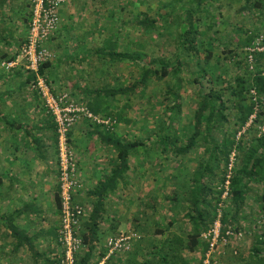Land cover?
<instances>
[{
    "label": "crops",
    "instance_id": "crops-1",
    "mask_svg": "<svg viewBox=\"0 0 264 264\" xmlns=\"http://www.w3.org/2000/svg\"><path fill=\"white\" fill-rule=\"evenodd\" d=\"M114 4L113 0H68L58 12L57 31L45 45L52 54L44 69L52 89L91 107L99 116L119 114L122 108L126 119L116 133L127 141L133 136L141 143L128 157L127 171L112 184L115 153L101 141L100 128L86 120L78 122L69 133L81 184L74 200L85 209V223L102 194L98 256H104L108 238L127 231L141 236L129 252L113 257L107 264H161L162 256L168 253L161 252L162 246L168 241L174 244L175 239L183 244L178 254L181 260L196 264L202 249L196 253L185 249L190 225L187 204L181 198L187 190L178 177L197 168L191 167L194 161L198 165L197 152L179 163L158 143L148 141L146 114L137 120L132 113L136 100L140 111L143 98L130 97L132 109L126 110L123 99L97 95L98 91L124 88L131 82L130 67L119 65L118 76H114L115 65L101 59L107 52L103 42L112 37L110 42L114 44L116 30L127 31L124 25L122 29L116 27ZM30 8L31 0H0V58L16 56L27 36ZM126 41H121L123 48ZM21 81L17 77L0 80V114L5 120L0 121V260L2 264H55L59 255L56 128L39 100L19 91ZM157 105L154 115L159 112ZM132 118L136 122L130 124ZM9 220L22 234V245L17 249L6 228Z\"/></svg>",
    "mask_w": 264,
    "mask_h": 264
},
{
    "label": "trees",
    "instance_id": "trees-1",
    "mask_svg": "<svg viewBox=\"0 0 264 264\" xmlns=\"http://www.w3.org/2000/svg\"><path fill=\"white\" fill-rule=\"evenodd\" d=\"M113 1L115 3L113 6L114 13L116 14L124 9L122 7L123 3L127 7L131 6L132 0ZM170 1L171 5L175 4L176 9L182 3L187 4V8L184 9V28H181L182 22L174 13L175 11H172V14L168 12L161 15L149 8H147L148 12L131 13L132 15L135 14L134 18L128 17V20L123 22L121 26L127 25L131 30L138 32L140 37L155 38L161 33L169 32L171 27L166 28L163 25L168 24L169 19H172V24L177 21L178 32H175L177 44L175 55L179 56L181 53L186 54V57L195 58L196 66L199 68L198 72L193 75H181L182 63L180 59L172 64L166 62L161 56L154 57L141 53L140 51L145 48L144 42L135 41L137 39L126 41L125 48H123L121 41L124 33L117 29L114 44L110 42L112 37L109 38V41L103 42V47L107 49V52L101 59L116 65L117 69L119 65L124 66L125 69L126 67L132 68L135 70V79L130 78L131 82L125 85L124 88H113L108 92L98 91L97 95L123 99L124 108L128 110V108L132 109V106L129 105L130 97L144 98V92L149 85L158 86L162 92V98L156 93L145 95V104L149 107V112L146 115L149 122L146 139L158 143L163 147V151L178 159L179 163L182 158L192 155L194 151L197 152L199 158L198 166L194 171L178 177L182 181L180 183L185 184L184 189L187 190V192L184 191L185 195L184 198H181V201L187 204L186 217L190 225V232L185 242V249L191 253L198 252V248L203 251L206 247L203 242L201 244L200 235L215 217L220 196L217 188L222 182L231 152H236V164L230 180L229 199L227 204H224L221 222L224 227H231L235 232L245 234L248 226L244 224V221L249 220L248 217L252 216L254 225L253 229L250 230L249 228L248 232L252 233V240L248 249V264H264V132L258 134L257 131L258 126H264V76L262 75L264 71V53L253 55V70H249L246 56L243 53L244 48L253 42L259 30L264 28V0H243L241 10L249 12L254 23L258 22L259 25L257 24V29L254 30L245 28L242 31L243 36L236 40L235 49L226 50L224 48L217 55L214 52L213 40L202 38L205 32H212L214 24L208 26L202 24L204 31H201V27H199L200 19L195 16L199 11H205L207 3L215 0ZM192 5L196 8H193ZM168 6L170 5L168 4ZM149 12H152V17ZM174 15L178 18H175ZM216 33L217 31L214 32V34ZM121 47L123 50H120ZM127 49L134 51L133 53L125 52ZM99 51L100 54L103 52L101 49ZM223 55L228 57L227 60L233 62V65L238 66L240 69L239 73L228 79L222 77L223 73L216 69L220 65V59ZM7 58L3 55L0 58V64L11 61L13 56ZM45 68L46 64L40 68V73L49 84ZM1 70L0 80L14 77L22 79L19 84V91L29 92L39 100L31 90L33 76L26 74L20 68L10 71L1 68ZM250 90H254L261 98V111L257 115L252 128L241 135L239 139H236L237 133L253 113V104L248 97ZM190 93L191 96H189ZM158 98L162 100L158 101ZM39 102L42 105L40 100ZM157 104L160 105V108L157 109L159 112L154 115ZM85 107L95 118L108 122L107 125L90 123L101 129L103 133L100 135L101 141L112 148L116 155L117 163L112 171V179H110V182L114 184L127 171L128 157L141 147V143L134 140L127 141L126 138L123 139L122 136L116 133L117 127L123 123V118L126 119V116L123 117V114H121L122 108L119 114L106 113L99 116L91 107L87 105ZM47 115L51 117L49 114ZM0 121L5 122L1 114ZM129 122L132 124L136 122V119L132 118ZM7 125L11 126L9 122H7ZM220 173H222L221 178L219 177ZM105 188L106 185L103 184L102 189ZM252 194L255 196L253 199L254 206H251L252 203L249 202ZM101 197L102 194L94 204L88 220L81 224L80 237L83 247L76 256L75 264H97L103 257V255L98 256L97 254L100 241L98 221L102 206ZM56 203L59 211V192L56 196ZM6 228L14 242H16L14 249H17L22 245V238H19L22 234L11 226L10 220ZM140 240L141 236L134 242ZM175 244L177 245L176 248L174 247ZM182 246L183 244L178 239H175L174 244L170 241L166 242L162 246L161 252L168 253L162 256L160 263L188 264L182 261L178 255L179 248ZM221 252L223 251L219 253ZM200 257L196 264H199ZM216 257L214 262H216Z\"/></svg>",
    "mask_w": 264,
    "mask_h": 264
},
{
    "label": "built area",
    "instance_id": "built-area-1",
    "mask_svg": "<svg viewBox=\"0 0 264 264\" xmlns=\"http://www.w3.org/2000/svg\"><path fill=\"white\" fill-rule=\"evenodd\" d=\"M68 0H31L28 32L24 43L16 56L9 62H2L5 71L22 69L33 76L31 90L37 95L43 108L51 116L56 127L57 178L59 184V227L57 244L60 253L56 264H75L76 256L82 250L80 227L85 217V209L75 203L74 196L81 188L77 178V162L69 143V133L81 120L107 125L108 122L95 118L82 104L66 93H56L40 73V68L52 59V54L45 47L59 27L58 12ZM249 70L254 67V54L264 53V28L255 36L253 42L243 50ZM264 76V71L262 73ZM253 104V113L246 124L237 133L239 139L252 128L261 111L262 100L254 90L248 93ZM258 134L264 132V126L257 127ZM236 152L232 151L225 167V174L217 190L220 192L215 217L212 223L200 235L206 247L201 253L199 264H216L214 259L219 251L230 247L232 241L242 242L243 232H235L231 227H224L221 220L224 204L229 199V187L232 172L236 164ZM139 239L134 231H127L108 238L105 242V254L97 264H107L113 257L130 251L132 243Z\"/></svg>",
    "mask_w": 264,
    "mask_h": 264
},
{
    "label": "rangeland",
    "instance_id": "rangeland-1",
    "mask_svg": "<svg viewBox=\"0 0 264 264\" xmlns=\"http://www.w3.org/2000/svg\"><path fill=\"white\" fill-rule=\"evenodd\" d=\"M170 2H171L170 0H132L131 6L128 7L126 6V4L123 3L122 7L124 9L122 10V14H120L119 11L116 14L114 13L115 16L114 20L116 27L120 25L119 27L122 29L123 25L121 26V24L123 22H126V20H128V17H130L128 13L131 14L139 11L148 12L147 8H149L153 12L161 15L166 14L168 12L172 14V11H175L174 13L179 17L180 22H182L181 28H184L183 25L184 24L183 21L185 18L184 9L187 8V4L182 3V5H180L176 9L175 4L172 3L173 5H171ZM168 4L170 6H168ZM242 5H243V0H215L205 5V11H199L198 14L195 15L200 19L199 27H201L200 29L201 31H204L202 24H205L206 26L210 24H214L212 32H208V33L205 32L202 38L206 40L211 38L213 40L214 52L216 53V55L219 54L221 51H223L224 48H226V50L235 49L236 40L240 36L241 37L243 36L242 31L245 28H250L252 30L257 29L259 23L258 22L254 23V20L251 18V14H249V12H243L241 10ZM192 7L196 8L193 5ZM149 13L150 16L152 17L153 16L152 12ZM132 16L133 15H131V17ZM177 16H175V18H178ZM168 21H169L168 24H163V25L166 28L171 27L169 28V32L161 33V35H159L158 37L156 36L155 38L147 37V36H145V38H143V36L140 37L138 32H136L135 30H131L130 28L127 27V25H124L126 26L125 29L130 33L127 34L126 33L127 31H124L122 39L129 41H133L137 39L135 41L144 42L145 48L142 49V51H140L141 53H144L146 55H151L154 57L161 56L166 62H170L174 64V62L177 59H180L182 63L181 75L183 76L188 74L189 75L196 74L199 68L198 66H196L195 58L186 57V54L183 55L181 53L179 56L175 55V48L177 47L175 32L176 31L178 32L176 26L177 21L173 22V24H172V19H169ZM216 31L217 33L214 34V32ZM133 51L134 50L131 51L129 49L125 50V52H131V53H133ZM180 52L182 51L180 50ZM227 58L228 57H224L223 55L220 59V65H218L216 69L219 70L221 73H223L222 77L228 79L234 76L235 74L239 73L240 69L238 66L233 65V62L227 60ZM126 68L130 69L129 67ZM117 71L118 69L115 65L114 76H118ZM134 76H135V70L131 68L130 78L134 79ZM117 79L118 78H116V80ZM154 93L161 94L162 92L159 90L158 86L153 84L149 85L148 89L144 92L146 96L150 94L152 95ZM145 95L143 98L144 101L146 99ZM189 96H191V93L189 94ZM144 101L141 102L140 111H139L140 106L138 100L135 101L136 110H133L132 113L134 114L135 118H137V120L139 118H143V115L145 114L147 115L149 112L148 111L149 107L145 105ZM130 139L133 140V136L132 137L130 136ZM193 163L194 164H191L192 168L198 166L197 162L194 161ZM219 177L220 178L222 177V173H220ZM254 198L255 196L252 194L249 199L250 200L249 202L252 203L250 204L251 206L255 205V203L253 202ZM248 219L249 220L244 221L245 222L244 224L248 227H246L247 232L245 231L243 241L238 243L232 241L230 247L225 248L223 252L217 255L216 264H246V263L248 264L249 262L248 249L250 246V242L252 240V233L250 234L248 232H249V228L250 230L253 229L252 226L254 225L253 224L254 220L252 216H249ZM1 248L2 246H0V249ZM0 264H2L1 260H0Z\"/></svg>",
    "mask_w": 264,
    "mask_h": 264
}]
</instances>
